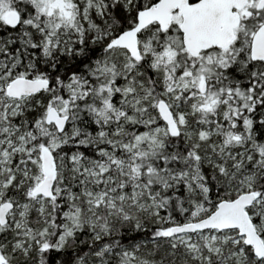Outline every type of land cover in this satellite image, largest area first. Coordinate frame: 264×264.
I'll list each match as a JSON object with an SVG mask.
<instances>
[{
	"label": "snow or ice",
	"instance_id": "6c2138e0",
	"mask_svg": "<svg viewBox=\"0 0 264 264\" xmlns=\"http://www.w3.org/2000/svg\"><path fill=\"white\" fill-rule=\"evenodd\" d=\"M0 264H264V0H0Z\"/></svg>",
	"mask_w": 264,
	"mask_h": 264
}]
</instances>
